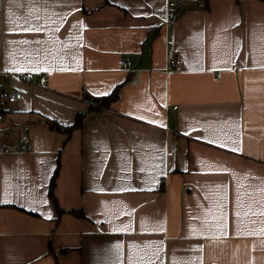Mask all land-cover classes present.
<instances>
[{
  "label": "crops",
  "instance_id": "1",
  "mask_svg": "<svg viewBox=\"0 0 264 264\" xmlns=\"http://www.w3.org/2000/svg\"><path fill=\"white\" fill-rule=\"evenodd\" d=\"M0 37V264H264V0H0Z\"/></svg>",
  "mask_w": 264,
  "mask_h": 264
},
{
  "label": "built area",
  "instance_id": "2",
  "mask_svg": "<svg viewBox=\"0 0 264 264\" xmlns=\"http://www.w3.org/2000/svg\"><path fill=\"white\" fill-rule=\"evenodd\" d=\"M125 62H123L124 64ZM168 63L174 67V69L179 70L181 60L179 58H172L168 60ZM46 73L41 77V82L46 81ZM31 78V73L27 71H17V72H9L5 70L1 65V37H0V120L3 119L2 113V105L5 104H12L19 101L22 97V92L12 89V88H5L4 83H10V81L19 79V80H29ZM175 108V106H174ZM26 140H23L25 142ZM0 151L7 152L8 149H1Z\"/></svg>",
  "mask_w": 264,
  "mask_h": 264
},
{
  "label": "trees",
  "instance_id": "3",
  "mask_svg": "<svg viewBox=\"0 0 264 264\" xmlns=\"http://www.w3.org/2000/svg\"><path fill=\"white\" fill-rule=\"evenodd\" d=\"M119 92V86H116L115 89L111 92V94L107 96H103L98 100V106H108L112 101L116 100L118 97ZM83 120V113H79L76 117V120L74 121L73 125H71V128H80ZM58 173V167L55 168L53 175L50 178L49 181V189L48 194L51 199V201L54 204L55 211H56V218L61 214L62 209L57 205L55 196H54V188H55V180ZM74 212V211H71Z\"/></svg>",
  "mask_w": 264,
  "mask_h": 264
},
{
  "label": "snow or ice",
  "instance_id": "4",
  "mask_svg": "<svg viewBox=\"0 0 264 264\" xmlns=\"http://www.w3.org/2000/svg\"><path fill=\"white\" fill-rule=\"evenodd\" d=\"M145 15H147V13H145ZM24 31H30V30H33V29H30V28H25L23 29ZM38 31V29H36ZM18 71H21L22 69H17ZM141 119H143V117H140ZM237 215H239V213H237ZM116 229H114L115 231ZM117 247H119V245H117Z\"/></svg>",
  "mask_w": 264,
  "mask_h": 264
}]
</instances>
